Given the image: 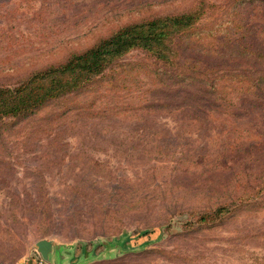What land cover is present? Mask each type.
<instances>
[{
  "label": "rangeland",
  "instance_id": "obj_1",
  "mask_svg": "<svg viewBox=\"0 0 264 264\" xmlns=\"http://www.w3.org/2000/svg\"><path fill=\"white\" fill-rule=\"evenodd\" d=\"M198 1L0 0V84L15 85L127 22ZM239 8L264 47V3ZM217 13L210 8L199 23ZM148 59L142 49L121 58ZM177 60L205 65L190 53ZM131 73L0 123V264L37 253L43 238L71 244L75 264H264V193L256 195L264 189L263 101L226 102L155 83L139 67ZM242 198L260 205L200 220L204 209Z\"/></svg>",
  "mask_w": 264,
  "mask_h": 264
},
{
  "label": "trees",
  "instance_id": "obj_2",
  "mask_svg": "<svg viewBox=\"0 0 264 264\" xmlns=\"http://www.w3.org/2000/svg\"><path fill=\"white\" fill-rule=\"evenodd\" d=\"M247 2L262 4L264 0H230L225 6L199 0L188 10L120 25L86 49L73 51L15 85L0 84V123L8 117H30L66 96L97 88L104 79H110L112 85L131 81L135 76L131 71L137 67L161 85L192 86L226 102L234 95H251L264 103V47L253 43L247 12L239 8ZM214 7L218 8L214 18L199 23ZM133 49L144 50L149 59L124 63L121 58ZM184 53L204 58L205 65L179 63L177 58L184 59ZM263 193L264 189L256 195ZM252 200L206 208L200 220L218 221L229 213L260 205V201Z\"/></svg>",
  "mask_w": 264,
  "mask_h": 264
},
{
  "label": "water",
  "instance_id": "obj_3",
  "mask_svg": "<svg viewBox=\"0 0 264 264\" xmlns=\"http://www.w3.org/2000/svg\"><path fill=\"white\" fill-rule=\"evenodd\" d=\"M36 249L46 261H51V255L57 251L60 254V256L58 255L57 257L58 264H66L65 261L67 257L64 253L65 251H73V246L71 244L59 243L52 239L43 238L36 242Z\"/></svg>",
  "mask_w": 264,
  "mask_h": 264
},
{
  "label": "crops",
  "instance_id": "obj_4",
  "mask_svg": "<svg viewBox=\"0 0 264 264\" xmlns=\"http://www.w3.org/2000/svg\"><path fill=\"white\" fill-rule=\"evenodd\" d=\"M64 254L67 257V260L65 261L66 264H75L77 262L74 259L72 251H65ZM58 255L60 256L59 252L55 251L51 255V261H46L42 258L41 254L37 250V253L32 254L30 257L25 258L23 261H20L17 264H58Z\"/></svg>",
  "mask_w": 264,
  "mask_h": 264
}]
</instances>
